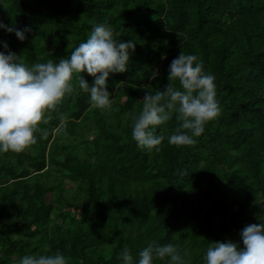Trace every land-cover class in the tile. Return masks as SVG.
Returning <instances> with one entry per match:
<instances>
[{"label": "trees", "instance_id": "trees-1", "mask_svg": "<svg viewBox=\"0 0 264 264\" xmlns=\"http://www.w3.org/2000/svg\"><path fill=\"white\" fill-rule=\"evenodd\" d=\"M0 19L31 26L24 40L0 28V42L28 64L69 55L100 22L136 42L128 69L107 78L110 109L94 107L77 86L40 122L47 135L0 153V264L46 246L69 264H120L125 245L138 259L153 239L177 244L187 264H205L211 240H241L246 224L261 222L264 0H0ZM180 51L215 74L221 112L182 145L168 141L173 116L157 126L159 150H142L130 114L146 91L169 83Z\"/></svg>", "mask_w": 264, "mask_h": 264}, {"label": "clouds", "instance_id": "clouds-1", "mask_svg": "<svg viewBox=\"0 0 264 264\" xmlns=\"http://www.w3.org/2000/svg\"><path fill=\"white\" fill-rule=\"evenodd\" d=\"M0 28L15 32L20 40L26 39L30 25L23 28L0 19ZM0 153L20 152L37 140L41 121L51 117L46 113L56 107L66 94L79 87L89 93L94 107L110 109L113 95L108 88L110 73L124 72L136 47L133 39H117L113 29L104 22L96 23L86 39L81 40L67 56L58 61L47 59L28 64L7 41L0 42ZM164 58H167L164 54ZM94 77L90 83L82 74ZM158 72L153 73V77ZM169 83L163 89L146 91L142 108L132 113V138L142 150L158 151L164 135L157 126L175 116L179 121L168 136L169 143L182 145L195 143L206 124L220 112L216 98V77L204 68V61L195 53H180L168 66ZM179 80L180 87L172 81ZM75 81V82H74ZM65 119L61 114V120ZM261 222L248 223L240 230L241 240H211L204 253L205 264H264V216ZM26 253L13 260V264H69V257L61 250ZM133 256L125 245L118 253L120 264H155L166 259V264H187L185 254L177 244L151 240Z\"/></svg>", "mask_w": 264, "mask_h": 264}, {"label": "rangeland", "instance_id": "rangeland-1", "mask_svg": "<svg viewBox=\"0 0 264 264\" xmlns=\"http://www.w3.org/2000/svg\"><path fill=\"white\" fill-rule=\"evenodd\" d=\"M115 38H117L116 36H114ZM118 39V38H117ZM26 149V148H25ZM26 150H28V149H26ZM62 185H72V184H74L72 181H70V180H68V179H63V181H62V183H61ZM256 212L257 211H261V209L259 208V207H257L256 208V210H255ZM69 212L71 213V214H76V215H78V211L77 210H69Z\"/></svg>", "mask_w": 264, "mask_h": 264}]
</instances>
